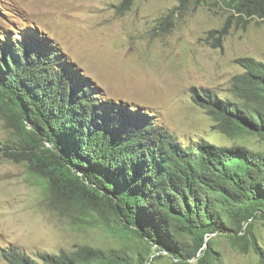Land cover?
<instances>
[{
	"label": "trees",
	"instance_id": "trees-1",
	"mask_svg": "<svg viewBox=\"0 0 264 264\" xmlns=\"http://www.w3.org/2000/svg\"><path fill=\"white\" fill-rule=\"evenodd\" d=\"M135 0H121V12ZM160 24L192 0H178ZM230 14L208 38L221 48L231 23L264 20V0H216ZM171 21V20H170ZM230 96L210 91L193 100L232 141H264V60H237ZM0 112L20 139L3 155L41 182L47 204L75 225L94 226L146 247L105 250L82 245L31 256L10 246L8 264H153L151 249L175 264H217L212 235L245 240L264 220V154L206 139L182 142L152 115L105 100L93 80L54 44L35 35L0 37ZM1 149V148H0ZM264 264V250L251 241ZM157 257V256H156Z\"/></svg>",
	"mask_w": 264,
	"mask_h": 264
},
{
	"label": "rangeland",
	"instance_id": "rangeland-1",
	"mask_svg": "<svg viewBox=\"0 0 264 264\" xmlns=\"http://www.w3.org/2000/svg\"><path fill=\"white\" fill-rule=\"evenodd\" d=\"M121 0H0V37L35 35L54 44L84 76L93 80L105 100L145 112L182 142L206 139L218 146L240 145L264 154L256 137L232 141L192 98L210 91L230 96L232 77L242 72L237 60H264V20L247 26L231 23L221 48L208 38L222 29L230 12L216 0H192L160 24L178 0H135L121 12ZM20 139L10 118L0 112V143ZM0 145V264L4 249L15 246L31 256L57 254L82 245L129 249L146 247L134 237L103 228L75 225L47 204L41 182L26 163L3 155ZM13 148H15L13 146ZM264 250V220L254 221L245 240L212 235L217 264H259L251 241ZM157 256V257H156ZM153 264H175L167 252L151 249Z\"/></svg>",
	"mask_w": 264,
	"mask_h": 264
}]
</instances>
